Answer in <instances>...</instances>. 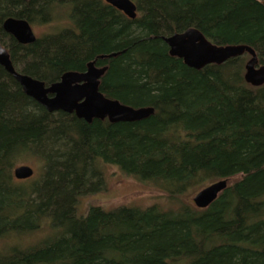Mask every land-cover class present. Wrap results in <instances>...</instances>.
Wrapping results in <instances>:
<instances>
[{
	"label": "trees",
	"instance_id": "1",
	"mask_svg": "<svg viewBox=\"0 0 264 264\" xmlns=\"http://www.w3.org/2000/svg\"><path fill=\"white\" fill-rule=\"evenodd\" d=\"M133 1L135 20L104 0H0V43L19 72L51 84L116 53L98 61L109 66L101 91L155 109L116 124L51 114L0 66V264H264V85L246 83L248 55L195 70L163 41L195 28L213 44L251 47L264 66V0ZM63 14L69 27L29 45L3 30L8 18L38 26ZM24 155L42 161L39 179L14 178ZM105 164L172 199L239 178L207 209L80 214ZM43 227L38 241L11 245Z\"/></svg>",
	"mask_w": 264,
	"mask_h": 264
},
{
	"label": "water",
	"instance_id": "2",
	"mask_svg": "<svg viewBox=\"0 0 264 264\" xmlns=\"http://www.w3.org/2000/svg\"><path fill=\"white\" fill-rule=\"evenodd\" d=\"M28 1V0H23ZM107 4L125 14L129 19L137 18V5L132 0H105ZM3 30L18 43L27 45L38 39L28 21L8 18L3 23ZM172 57L183 60L189 68L201 70L209 65H222L227 61L245 55L249 56L246 64L245 81L252 87L264 85V66L259 64L255 51L246 45L220 46L213 44L197 29L190 28L181 33L164 37ZM118 54L100 56L101 59L115 58ZM97 60L90 62L85 73L68 72L60 82L46 86L45 82L18 73L15 70L9 51L0 43V66L20 85L24 94L48 113L63 112L75 114L78 119L91 124L94 120L108 119L110 123H135L146 120L155 114L152 107L135 108L118 100L105 97L100 92V79L108 68L96 66ZM35 174L32 167L24 165L14 169V178L18 181L31 179ZM228 180H220L202 189L193 199L199 209H207L228 188Z\"/></svg>",
	"mask_w": 264,
	"mask_h": 264
},
{
	"label": "rangeland",
	"instance_id": "3",
	"mask_svg": "<svg viewBox=\"0 0 264 264\" xmlns=\"http://www.w3.org/2000/svg\"><path fill=\"white\" fill-rule=\"evenodd\" d=\"M63 15L65 16V14ZM64 16H61V19H54L47 24L34 26L33 29L37 37L41 38L69 27V21L66 16ZM17 165H27L32 167L35 171L31 179L26 181L17 180L20 183L37 180L43 172L42 161L33 155H24V157H20ZM101 173V187L81 198L79 205L80 214H85L91 206H100L107 211H112L122 206L145 209L154 205L173 210H177L183 206L198 209L193 199L202 189L212 184L206 183L201 187L190 188L186 193L179 195L176 199H172L161 186L153 182L142 181L133 176H129L119 167L105 164L101 167ZM238 178L239 177L229 180V184H232L235 180H238ZM47 234L48 230L43 227L35 235L25 237L22 240H17V238L14 240L11 239L10 243L11 245H18L20 243L28 245L38 241Z\"/></svg>",
	"mask_w": 264,
	"mask_h": 264
},
{
	"label": "flooded vegetation",
	"instance_id": "4",
	"mask_svg": "<svg viewBox=\"0 0 264 264\" xmlns=\"http://www.w3.org/2000/svg\"><path fill=\"white\" fill-rule=\"evenodd\" d=\"M23 1V0H22ZM29 1V0H28ZM28 1H24V2H28ZM133 1V0H132ZM104 3L105 4H107L106 3V1L104 0ZM108 6H110V7H112L113 9H115V10H117L116 8H114L113 6H111V5H109V4H107ZM117 11H119V10H117ZM119 12H121V11H119ZM122 13V12H121ZM123 14V13H122ZM124 16H126L125 14H123ZM138 16V15H137ZM127 17V16H126ZM128 18V17H127ZM129 19V18H128ZM131 20V19H130ZM30 24V23H29ZM31 25V24H30ZM31 27L33 28L34 26H32L31 25ZM190 29V28H189ZM188 30V29H187ZM33 31H34V29H33ZM5 32V31H4ZM184 32V31H183ZM35 33V32H34ZM7 34V33H6ZM35 35H36V33H35ZM171 36V35H170ZM36 37H37V35H36ZM169 37V36H168ZM37 39H39L38 37H37ZM20 44V43H19ZM1 45H2V43H1ZM23 45V44H22ZM27 45H29V44H27ZM3 46V45H2ZM4 47V46H3ZM4 48H6V47H4ZM7 49V48H6ZM8 50V49H7ZM9 51V50H8ZM10 53V52H9ZM11 55V54H10ZM246 56V55H245ZM250 59V58H249ZM12 60V59H11ZM95 60H97V62H96V66L97 67H99L100 69L101 68H104V67H107L108 69H109V66H100L99 64H98V61L100 60V61H105V60H108V59H101L100 57H98V58H96ZM95 60H93V61H95ZM93 61H91V62H93ZM13 62V61H12ZM90 63V62H89ZM88 63V64H89ZM88 64H87V66H88ZM13 65H14V67H15V70L18 72V73H21V72H19L18 71V69H17V67L15 66V64L13 63ZM87 66H86V69L84 70V71H67V72H65L63 75H65L66 73H68V72H78V73H85L86 71H87ZM3 68V67H2ZM5 70V69H4ZM107 72H108V70H107ZM107 72L104 74V76L100 79V92L105 96V97H107L102 91H101V86H102V82H103V80H104V77L106 76V74H107ZM21 74H23V73H21ZM23 75H26V74H23ZM63 75L59 78V80L58 81H56V82H60L61 81V78L63 77ZM28 76V75H27ZM43 82V81H42ZM56 82H54V83H56ZM51 84H53V83H51ZM51 84H46V86L48 87V86H50ZM107 98H109V97H107ZM109 99H111V98H109ZM112 100H114V99H112ZM57 113H59V112H57ZM63 113V112H62ZM69 115H74L75 116V114H69ZM76 117V116H75ZM100 121H103V122H109V120L108 119H105V120H100ZM110 123V122H109ZM110 124H112V123H110ZM29 180V179H28ZM24 181H26V180H24Z\"/></svg>",
	"mask_w": 264,
	"mask_h": 264
}]
</instances>
